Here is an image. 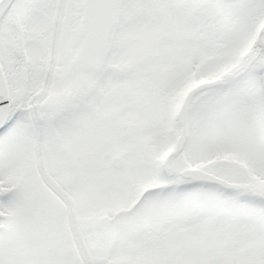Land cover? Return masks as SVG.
<instances>
[{"label":"snow or ice","instance_id":"snow-or-ice-1","mask_svg":"<svg viewBox=\"0 0 264 264\" xmlns=\"http://www.w3.org/2000/svg\"><path fill=\"white\" fill-rule=\"evenodd\" d=\"M0 264H264V0H0Z\"/></svg>","mask_w":264,"mask_h":264}]
</instances>
